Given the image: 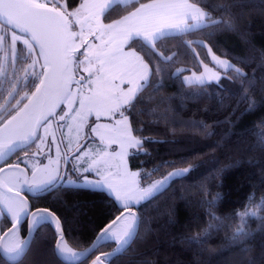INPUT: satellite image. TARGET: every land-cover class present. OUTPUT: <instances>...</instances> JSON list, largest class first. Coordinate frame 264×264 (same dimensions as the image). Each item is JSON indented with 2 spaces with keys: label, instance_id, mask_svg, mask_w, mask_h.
Listing matches in <instances>:
<instances>
[{
  "label": "trees",
  "instance_id": "16d2710c",
  "mask_svg": "<svg viewBox=\"0 0 264 264\" xmlns=\"http://www.w3.org/2000/svg\"><path fill=\"white\" fill-rule=\"evenodd\" d=\"M149 1L116 3L105 20L120 18ZM189 1L214 19L230 20L233 27L220 23L166 34L156 47L164 57H171L167 60L149 59L133 44L149 66L159 71L141 94L140 115L127 114L134 135L167 141H145L143 148L152 155L131 152L130 168L141 171L161 161L175 162L152 178L178 167L192 170L171 182L162 194L130 206L142 222L126 249L103 258L109 264H264V220L258 218L264 217L260 206L264 198V0ZM80 2L65 0L69 9ZM221 4L230 7L225 11L218 7ZM209 47L242 69L247 80L241 84L236 73L228 70L218 82L185 83V73L211 63ZM253 79L255 83L249 84ZM70 189L61 183L45 193L26 195L32 210L55 213L70 244L86 249L123 209L106 190ZM245 211H256L258 217L245 218L244 227L250 235L233 243L230 238L241 223L236 213ZM212 214L219 219H213ZM0 224L1 236L12 220L4 213ZM209 225L215 228L204 242H190L192 237L203 238ZM27 230L24 221V237ZM56 240L55 227L42 222L23 258L12 263L0 252V264H69L58 257ZM115 244L99 241L93 253L77 264H88L93 257L113 251Z\"/></svg>",
  "mask_w": 264,
  "mask_h": 264
},
{
  "label": "snow or ice",
  "instance_id": "6c2138e0",
  "mask_svg": "<svg viewBox=\"0 0 264 264\" xmlns=\"http://www.w3.org/2000/svg\"><path fill=\"white\" fill-rule=\"evenodd\" d=\"M119 0H84L80 4L79 8L72 12L60 11L55 5L49 6L48 2L44 0H0V19H2L7 26L19 29L21 33H30L31 42L29 39H23L24 45L27 46L29 52V58L32 59L30 69H34L39 64L43 71H29L26 72L24 79L27 80L29 76L33 78L32 86L35 87V92L32 96L37 97V106L40 100L45 102L51 98V103L48 107L47 115L43 116V119H38L34 114L26 113L25 110L29 105L25 104L23 108L17 112L16 116H13L9 124L16 121V128L11 130L12 134L25 145H30L36 140H43V136L38 135V130L43 129L47 131V124L50 119H56L63 121L68 116V112H65L61 108V104L64 105H77L80 109L86 107V101L81 96L78 100L74 99V93L72 92L73 85L81 86V80L85 79L81 77V80L74 79L73 65L79 67L84 63H91L92 59L101 65L97 69V73L105 71V66L118 64L121 75L120 77H113L112 81L105 79L104 77H98V82L101 86L109 85L113 81L118 80L119 84L127 83L129 87L124 90L119 86L115 88L103 87V91L97 93L95 96H90L87 100V111L92 114L96 111L106 112L109 114L110 119H114L116 114H119L120 119L116 120V124L119 127L113 129L117 133V138L112 140V143H116L120 147L119 155L121 161L129 154L128 149L132 150V153L143 152L146 156H151L152 153L146 151L143 148L145 141L150 143H166L167 141L156 140L152 137H136L133 133L132 124L129 121V117L125 115L126 112L139 116L140 112L137 110V105L142 100V92L150 83V77L158 74V67L153 69L149 67L148 63L144 60V57L137 53L133 48V44H138L149 59L163 58L165 60L171 59V57H164L156 47L157 42L160 41L167 33L175 30L178 32H188L194 29L206 28L223 23L225 27L231 29L233 24L230 20H217L214 19L210 12H206L203 9H198L194 5H189L188 0H168V2L159 5H141L140 9L136 12L130 13V17H137V14L141 9L157 8L159 11L153 12L149 15L140 16L137 18L136 24L129 23V17H123L120 20H115L110 24H100V17L102 15L111 14L114 4ZM225 11L230 7L227 4L218 5ZM177 9H184V11L178 14V19L175 23L166 24L163 27L153 29V25L157 17L161 14H167L175 12ZM85 13L82 19L79 17L81 13ZM69 17H75L77 19H69ZM79 25L77 31H73V24ZM87 30L88 36L94 40H99L100 45H97V51L89 52L93 45L88 39L85 38V32ZM107 37V39H105ZM13 41L21 39L17 36L15 31L11 33ZM2 39V37H0ZM79 41V43H77ZM191 43V42H189ZM202 43V42H201ZM126 45L128 52H125L120 45ZM38 45L39 47H35ZM84 48V52H80V49ZM39 53V56L43 57V63H40L39 59L33 55ZM208 53L212 61L222 67L225 70H231L236 73L237 79L241 80V84L247 80V75L242 69L236 68L233 64L227 61L220 60L219 57L212 55L211 49L208 48ZM79 56H83L84 59L80 60ZM129 57L131 59H129ZM264 59V54H262ZM202 63V62H201ZM207 70V66H205ZM85 72H89L88 80L91 82V76L96 75L92 73L89 68L84 69ZM210 71V70H208ZM125 77H129L125 80ZM224 78L231 80V77L225 76ZM188 78H185L187 80ZM220 79L218 74L212 76V80L218 82ZM207 79H200L197 83L204 85L208 83ZM38 83V87L36 84ZM249 84H254L255 80H248ZM39 94V95H38ZM11 96L12 93H9ZM27 98V94L25 97ZM22 98V99H23ZM31 103L32 101L29 100ZM19 104V101H17ZM60 108V113H57L55 109ZM251 108V104H250ZM69 108V111H72ZM21 113H24L21 116ZM99 118V117H97ZM33 124L35 126H33ZM98 126H93L90 131L96 132ZM107 127V126H105ZM7 147H11L8 145ZM7 147L0 148V155L3 151L7 150ZM79 151V149H77ZM57 154L59 150L57 149ZM74 159L79 157L73 156ZM103 160V157H100ZM174 161H161L156 164L152 169H142L135 173H127L134 179L132 184L126 186L125 189L114 187L112 184H106L104 181L96 180L89 181L86 178H79L78 181L66 180L65 176L60 174L59 162L55 169V175H50L47 180L41 181L39 184L28 185L30 192L34 194H42L50 190L49 186L56 187L62 182L66 185H70L73 191L76 190H92L105 186L109 192V195L114 198L115 202L123 209L119 216L112 219L96 237L97 241L114 240L118 241V247L116 252H120L125 245H130V242L137 235V228L142 222V218L138 217L135 213H132L129 208L133 205H138L142 201L150 200L159 194H162L171 182L177 178L185 177L192 167L178 168L174 171L168 172L162 179L152 180L154 173L159 172L167 165L174 164ZM85 172L89 169L85 168ZM75 174V171L72 173ZM35 175V173H34ZM143 180L144 187H140V182ZM68 190V189H66ZM261 207H264V198H262ZM8 212L12 215L13 228L9 231H13L20 223L21 216L31 215L36 217L33 224L47 222L50 225L59 223V218L55 213L50 212L48 209H38L36 212H30L29 209L24 206L18 209H14L11 205L7 206ZM3 209L0 208V212ZM127 212V216L125 213ZM213 219H219L215 217ZM240 217L241 223L237 226L230 238L233 243H239L243 238L250 235L249 231L244 227L246 223V217H258L256 211H245L243 213H236ZM122 218L130 223L121 231H114L118 222H121ZM264 220V217H258ZM214 225H209V228L205 230L203 238L196 236L190 238V242L202 243L204 242ZM24 245L17 244L14 247L6 248V251L20 255L23 251ZM57 249L61 250L59 244ZM90 251V250H89ZM86 253L77 254L72 252L71 255L76 257L78 255H85ZM114 253H108L103 257L104 259L109 256H113ZM101 257H97L95 264H101Z\"/></svg>",
  "mask_w": 264,
  "mask_h": 264
},
{
  "label": "rangeland",
  "instance_id": "374dc122",
  "mask_svg": "<svg viewBox=\"0 0 264 264\" xmlns=\"http://www.w3.org/2000/svg\"><path fill=\"white\" fill-rule=\"evenodd\" d=\"M49 1L52 2V5L58 7L60 11H66V13L76 10L77 8H79L80 4L84 2V0H81V2L76 7L69 9L66 7L65 0H44V2ZM130 1L132 0H119L118 3H127ZM166 2H168V0H153L151 2L140 4L128 14H125L122 17L111 21H106L105 15H102L100 17V24L107 25L115 20H120L123 17H129V23L134 25L136 24L138 17L149 15L153 12L159 11V9L157 8L141 9V11L137 14V17H130L129 14L136 12L137 9L141 8V5H159ZM188 3L189 5L196 6L198 9H202L189 0ZM182 11H184V9H177L175 10V12L159 15L153 25V29L163 27L166 24L175 23L178 19V14ZM84 15L85 13L82 12L79 18L82 19ZM69 19L75 20L77 18L69 17ZM78 28L79 25L74 23L72 30L77 31ZM2 29L3 26L0 25V37H2V39H0V80L7 78V82L10 85L11 89L12 87L14 88L16 86L17 89L15 88L14 91L17 90L18 92H21L22 98L25 97L26 94L27 98H29V95L33 89V78L29 76L27 80L22 79V81H19L20 76L25 75L26 72L29 71H43L44 69H41L39 64H37L34 69L29 68V65H31L32 63V59L29 58V52L27 46L24 45V43L22 44L26 47L27 52L23 57H21L20 55V58L17 59L19 61V65H17L15 63L16 50L18 48L17 43L16 41H13L11 35L6 40L5 33H2V31H4L5 29ZM173 33L180 32L173 30L167 34ZM85 38L88 39L93 45L89 52V55H91V52L97 51L96 46L100 45V41L94 40L90 36H88L87 30L85 32ZM105 39H107V37H105ZM77 43H79V41ZM120 46L124 49L125 52H128L129 49L126 45L122 44ZM134 50L139 53L136 49ZM84 51V48L80 49V52ZM211 53L212 55L219 57L220 60L227 61L233 64L231 60L214 53L212 50ZM33 55H35L39 59L40 63H43L38 53H35ZM77 55L80 60L84 59L83 56H79V54ZM129 59L131 58L129 57ZM205 66H207V70ZM72 67L74 70L75 80H81V77L85 78L81 80L82 87L75 84L73 85V98L78 100L82 96L86 101V107L84 109H80L78 104L67 106L61 104V108H63L65 112H68V116L63 121L59 120L58 117L56 119H50L47 124L46 132L43 129L38 130V135L43 136V140L35 141L37 145L34 151L36 153L30 156H25L24 158H22V161L21 159H19L0 166V208L3 209V211L0 212V221L5 213L10 217L12 222H14L12 219V215L8 212L7 206L11 205L14 209L27 206L24 194L26 195L28 192H30L28 189V185L34 186L35 184H39L43 180H47L50 175H55V169L58 162L61 169L60 174L62 176H65L66 180H74L79 182V178L83 177L89 181L101 180L105 182V185L110 183L114 187H119L121 189H125L126 186L132 184V181L134 179L131 175L126 174L125 168L127 169V173L138 172L137 170H133L132 168H130L128 163V156L132 152V150L128 149L129 154L124 158V161L122 162L119 155H117V153L120 152L119 145L116 143H112V140L117 138V133L113 131V129L119 127V125L116 124V120L120 119L119 114H116L114 119H110L109 114L106 112L96 111L92 114H89L87 111L88 98L90 96H95L97 93L103 91V87L115 88L116 86H119L124 90L129 87L127 83L119 84L118 80H115L111 84L104 86H101V83L98 82V77H104L109 81H112L113 77H120L121 72L118 64L107 65L105 66V71H101L99 73H97V69L100 68L101 65H99L95 59H92V62L90 64L84 63L79 67H76L75 65H73ZM85 68H89L92 73H96V75L91 76V82H89L88 80L89 72H85ZM181 69L183 68H180L179 70ZM226 71L228 70H225L219 65L215 64L211 59V63H203L200 70H191L185 73L183 75V80L185 83H197L200 79L204 78L210 82L214 81L212 80V76L214 74H218L221 78ZM128 78L129 77H125L124 79L127 80ZM185 78L188 79L185 80ZM69 108H72L73 110L69 111ZM55 111L57 113H60V108L55 109ZM17 112H19V108L10 117L0 123V148L6 147L9 143L18 140L11 131L16 128L17 122L13 121L11 124L8 123V121H10L13 116L17 115ZM125 115L128 116L127 112L125 113ZM93 126H98L95 133L90 131ZM134 136L139 137L137 135ZM57 149L59 150V154H57ZM77 149H79V151H77ZM4 155L5 151H3V154L0 155V163L4 161ZM73 156L79 157V159H74ZM101 156L103 157V160H100ZM85 168H88L89 171L85 172ZM175 169H172L171 171H174ZM74 171L75 174H72ZM162 178L163 176L151 179L158 180ZM144 186V182L143 180H141L140 187L143 188ZM97 189L108 191L105 186ZM131 212L135 213L134 211ZM125 216H127V212L125 213ZM22 217L23 215L21 216V218ZM35 219L36 217L31 216V228L33 231L40 224L38 223L34 225L33 221ZM130 222V220L125 221L122 218L121 222H118L114 231H121L126 226V224ZM114 242L116 243L115 246L117 248L119 242ZM17 244L25 245V237L22 234L21 226L16 227L13 231L9 232L4 237L2 247L4 253L9 258H14L16 256L12 253L7 252L6 248L14 247ZM59 247L61 250H71V252L59 250L62 256L68 260H76L84 256L78 255L76 257H73L71 255L72 252H75L77 254L86 252L84 248L74 247L73 245H71L66 238L61 239ZM96 261L97 258L93 257L87 263L95 264Z\"/></svg>",
  "mask_w": 264,
  "mask_h": 264
},
{
  "label": "water",
  "instance_id": "95a60500",
  "mask_svg": "<svg viewBox=\"0 0 264 264\" xmlns=\"http://www.w3.org/2000/svg\"><path fill=\"white\" fill-rule=\"evenodd\" d=\"M49 6H53V5H49ZM0 20L3 21L2 19H0ZM3 22H4V21H3ZM4 23H5V22H4ZM11 27H12V26H11ZM16 30L20 31L19 29H16ZM25 34H27V35H29V36L31 37V34H30V33H25ZM37 46H38V45H37ZM38 47H39V46H38ZM44 70H46V69H44ZM38 86H39V85H38ZM38 95H39V94H38ZM29 100H31L32 102L30 103ZM50 103H51V98H49L47 102H45L44 100H40V101H39V105L37 106V97H35V96H31V97L28 99V101L26 102V104L29 105V106H28V108L25 110V112H26V113H29V114H34L35 117L38 118V119H43V116L47 115V111H48V107H49ZM23 107H24V106H23ZM23 107H22V108H23ZM23 115H24V113H21V116H23ZM33 126H35V125L33 124ZM14 144H15V145H14ZM8 145H11V147H7V146H6V147H7V150L5 151V155H4L5 158H4V159H6V158L9 156V154H10L14 149L19 148L20 146H23V145H25V144H22L19 140H17V141H15V142L9 143ZM13 147H14V148H13ZM12 149H13V150H12ZM24 196H25V199H26V202H27V206H26V207L29 209V211H30V212L37 211L38 209H36V210H35V209L32 210V208H31V203H30V201H29L27 195L24 194ZM129 210H130V211H134L135 214L137 215V213H136V211H135L134 209L129 208ZM137 216H138V215H137ZM56 217H57V216H56ZM24 221H27L28 230H27V234H26V236H25V245H24L23 251L20 253V255L14 257V258H9V257L4 253V251H3V247H2V246H3V240H4V237L10 232L9 229H12V228H13V222H12V225H11L6 231H4V232L1 234V236H0V252H1L2 256L5 257L6 260H8L9 262H12V263L17 262V261H20V260L23 258V256L26 254V252L28 251V249H29V247H30V244H31V240H32L33 232L35 231V230L33 231L32 228H31V215H27V216H24V215H23V217L21 218L20 223L17 225V227H18V226H21L22 223H24ZM54 225H55L54 227H55V229H56V233H57V240H56V245H55L56 253H57L58 257H59L62 261L66 262V263H69V264H77V263H79V262H81V261L87 259V258L93 253L96 244L99 242V241H97V239L95 238L94 242H93L88 248L85 249V251H86L85 253H86V254H85L84 256H82L81 258L76 259V260H68V259L64 258V257L62 256V254L60 253V251L57 249V244L60 243V241H61L62 238H65V236H64V232H63V229H62L61 224H60V220H59V223H55V222H54ZM138 227H139V226H138ZM137 232H138V228H137ZM99 234H100V232H99ZM99 234H98V235H99ZM98 235H97V236H98ZM135 237H136V236H135ZM135 237H134V238H135ZM134 238H133V240H134ZM133 240H132V241H133ZM132 241L130 242V244L132 243ZM128 246H129V245H125L124 248H123L120 252H122V251H123L124 249H126ZM116 249H117V248H115L113 251L108 252V253H114V254H115V253H120V252H116ZM89 250H90V251H89ZM108 253H105V254H99V255L95 256L94 258L101 257V258H102V260H101V263H102V264H109L107 261H105V260L103 259V257H105V255L108 254Z\"/></svg>",
  "mask_w": 264,
  "mask_h": 264
},
{
  "label": "flooded vegetation",
  "instance_id": "af4514ba",
  "mask_svg": "<svg viewBox=\"0 0 264 264\" xmlns=\"http://www.w3.org/2000/svg\"><path fill=\"white\" fill-rule=\"evenodd\" d=\"M48 3L52 5L51 1H49ZM0 25H2L3 29H5L4 31H2V33H5L6 40L7 38H9L11 33L15 31L17 36L21 37L22 39L27 38L31 42V37L29 35L25 33H21L20 31L16 30L15 28H12L11 26H7L1 20H0ZM22 39H19L18 41L15 40L18 46L16 50V60H15V63L17 65H19L18 64L19 61L17 59L20 58V55L21 57H23L25 56L24 54H26L27 52L26 47L22 44L23 43ZM34 46L38 48L37 45ZM40 59L43 62V57L40 56ZM24 76L25 75L20 76L19 81H22V79L24 80ZM7 80H8L7 78L0 80V123L6 120L8 117H10L18 108L20 110L26 104L28 99L32 96V93L35 92V87H33L32 92L29 95L30 97L22 99V93L18 92L17 90L14 91L15 88L17 89L16 86L14 88L12 87L11 89ZM36 87H38V83L36 84ZM9 93H12V95L10 96ZM17 101H19V104H17ZM36 145L37 144L34 141L30 145H23L14 150L12 149L13 151L9 154V156L6 159H4L3 162L0 163V166L4 165L5 163L13 162L19 159H21L22 161V158H24L25 156H30L35 154L36 152L34 150L36 149Z\"/></svg>",
  "mask_w": 264,
  "mask_h": 264
},
{
  "label": "crops",
  "instance_id": "0c3cea01",
  "mask_svg": "<svg viewBox=\"0 0 264 264\" xmlns=\"http://www.w3.org/2000/svg\"><path fill=\"white\" fill-rule=\"evenodd\" d=\"M153 1V0H152ZM149 2H151V1H149Z\"/></svg>",
  "mask_w": 264,
  "mask_h": 264
}]
</instances>
